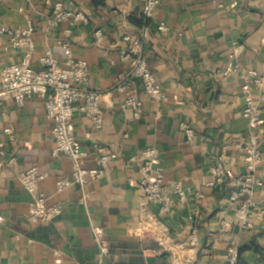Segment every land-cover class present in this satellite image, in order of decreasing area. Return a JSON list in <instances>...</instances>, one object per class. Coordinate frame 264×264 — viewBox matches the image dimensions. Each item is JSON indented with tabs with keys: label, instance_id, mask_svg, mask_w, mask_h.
I'll return each instance as SVG.
<instances>
[{
	"label": "crops",
	"instance_id": "crops-1",
	"mask_svg": "<svg viewBox=\"0 0 264 264\" xmlns=\"http://www.w3.org/2000/svg\"><path fill=\"white\" fill-rule=\"evenodd\" d=\"M53 1L71 8V0ZM232 4L231 0H162L154 17L145 20L142 0H80L74 9L83 11L87 20L73 24L68 19L58 27L50 25L52 8L45 0L0 4V29L33 26L31 65L37 71L48 51L62 64L66 44L75 58L89 63V89L102 94L104 124L99 132L93 131L85 115L77 112L75 130L92 157L96 144L117 155L100 179L90 180L84 189L73 184L59 192L57 182L72 177V165L68 157L53 155V123L46 116L44 101L35 97L24 107L7 103L0 116V144L5 152L0 162L14 158L15 163L0 176V264H173L171 253L146 241L147 234L140 228L144 197L138 187L140 162L133 158L149 147L159 151L167 183L181 182L193 190L200 186L205 194L201 203L190 195L172 217L152 207L176 242L197 238L192 264H228L230 246L239 249L237 264L264 263V220L256 214L252 227L236 221L223 230L221 222L232 214L228 188L209 185L214 180L211 168L223 147L228 150L226 169L236 176L247 173L244 155L237 149L248 134V121L242 116L243 76L255 70L264 78V0ZM161 23L169 31L160 32ZM144 29L145 55L168 100L159 103L142 94L144 110L136 118L132 110L123 109L115 84L130 64L121 57L127 48L123 37L142 36ZM10 38L0 35L3 68L23 60V51L12 47ZM236 63L243 71L228 73ZM260 93L255 88L253 96L264 113ZM185 128L193 130L194 141ZM89 131L93 136L87 138ZM259 132L263 160L256 174L264 179V123ZM34 166L47 174L40 184L47 204L63 207L55 220L38 225L28 222L32 196L19 180ZM86 167L95 163L89 161ZM255 200L257 208L264 210V186L256 190ZM93 225L104 228L111 243L102 263Z\"/></svg>",
	"mask_w": 264,
	"mask_h": 264
},
{
	"label": "built area",
	"instance_id": "built-area-1",
	"mask_svg": "<svg viewBox=\"0 0 264 264\" xmlns=\"http://www.w3.org/2000/svg\"><path fill=\"white\" fill-rule=\"evenodd\" d=\"M4 0H0V4ZM223 1V0H222ZM236 5L241 0H231ZM52 8L50 25L58 27L64 21L70 19L73 24L79 21H86L83 11L74 9L80 0H71L70 9H66L62 2L45 0ZM142 16L145 20L154 17L161 6L162 0H142ZM221 2V0H215ZM73 9V10H71ZM160 32H167V25L161 23L158 27ZM127 33L123 41L127 48L123 50L122 60L130 61L129 69L118 75L115 89L122 96L123 109H130L136 118H140L143 112L142 94L155 102H166L168 96L162 87L158 77L151 70L145 55V36ZM34 28L30 25L26 29H10L2 27L0 35L7 34L10 37V45L23 51V60L20 63L0 67V116L5 111L7 103H14L18 107L26 106L28 100L39 98L44 101L46 116L53 123L52 134L55 140L53 155L57 158L66 156L72 165V177H64L57 182V191L61 192L73 184L79 185L82 189L90 180L100 179L105 169L117 155L110 152L103 145H95V155H92L83 148L74 126V118L77 112L85 115L91 129L99 132L104 124V112L101 107L102 94L99 90L89 89L92 71L89 63L83 59L75 58L69 44L65 45V60L61 64L51 51L46 52L41 58L42 69L36 70L32 67L31 61L35 55V43L33 40ZM102 35L101 30L96 36ZM239 46L235 48L237 51ZM234 58V55L231 56ZM243 71L239 64H234L227 69L228 73ZM245 86L242 88L245 106L242 116L248 121L246 139L237 147L244 155L247 173L234 175L226 169L225 159L227 147H223L222 154L215 161L211 168L212 180L209 185H224L228 188L229 204L231 213L228 218L221 222L223 230L231 228L236 221L247 227L253 226L254 217L257 214L264 220V210L257 208L255 192L264 186V179L256 174L261 164L262 151L260 145L259 129L263 125V110L256 103L253 96L255 88L261 90L260 97L264 100V78L259 77L255 70H247L243 76ZM190 141L195 140L194 132L185 128ZM93 136L87 132L86 137ZM5 154L4 144H0V155ZM140 162L138 183L143 193L144 201L141 203V222L143 216L151 214L157 223L162 226L164 237L157 239L146 237V241L154 240L166 250L172 253L173 264H192L193 248L198 244L195 236L188 243L180 244L169 234L166 226L161 222L158 214L152 210L153 206L159 208V214L175 216L179 206L185 204L190 195H195L198 203H201L205 194L200 186L191 189L185 188L181 182H166L165 169L161 163L160 153L154 147L143 149L138 156L133 158ZM89 161L95 163V167L87 168ZM15 163L14 158L0 162V176L6 173L7 168ZM47 174L42 173L37 166L25 170L19 175L23 188L32 196L29 207L28 222L32 225L48 223L55 220L63 213L61 204L48 205L47 199L40 191V184ZM3 218L0 217V221ZM92 234L99 251L100 263L109 255L110 244L106 237L105 229L93 225ZM153 237V236H152ZM180 254L179 260L176 254ZM240 252L237 246H230L227 252L228 264H237ZM264 264V263H262Z\"/></svg>",
	"mask_w": 264,
	"mask_h": 264
},
{
	"label": "bare ground",
	"instance_id": "bare-ground-1",
	"mask_svg": "<svg viewBox=\"0 0 264 264\" xmlns=\"http://www.w3.org/2000/svg\"><path fill=\"white\" fill-rule=\"evenodd\" d=\"M146 224H148L149 227L145 226ZM162 229L161 225L155 221L151 214H145L143 216L142 230L147 234V237L151 235L157 239H161L164 237ZM176 256L179 260L181 259L180 254L177 253Z\"/></svg>",
	"mask_w": 264,
	"mask_h": 264
},
{
	"label": "rangeland",
	"instance_id": "rangeland-1",
	"mask_svg": "<svg viewBox=\"0 0 264 264\" xmlns=\"http://www.w3.org/2000/svg\"><path fill=\"white\" fill-rule=\"evenodd\" d=\"M147 236V235H146ZM148 237H151L152 239H154V237H152L151 235H149ZM146 238V237H145ZM151 242H155L154 240H152ZM156 243V242H155ZM170 252V251H169ZM171 253V252H170ZM172 256V253H171Z\"/></svg>",
	"mask_w": 264,
	"mask_h": 264
}]
</instances>
